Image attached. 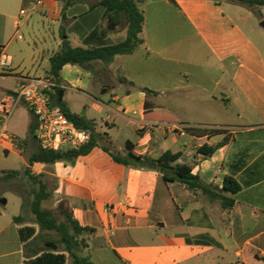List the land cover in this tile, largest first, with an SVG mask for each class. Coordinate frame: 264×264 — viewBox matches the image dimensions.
I'll list each match as a JSON object with an SVG mask.
<instances>
[{"label":"crops","instance_id":"1","mask_svg":"<svg viewBox=\"0 0 264 264\" xmlns=\"http://www.w3.org/2000/svg\"><path fill=\"white\" fill-rule=\"evenodd\" d=\"M37 1L41 5L20 15L23 4ZM138 7L144 18L142 44L108 64L95 63L91 72L63 66V100L71 113L93 121L116 153H125L129 141L136 156L179 154V164L219 189L232 176L241 187L232 196L233 205L224 209L199 191L165 182L158 167L118 164L99 147L69 166L34 163L29 168L52 177L73 219L94 231L82 233L85 245L78 250L92 264H264V50L259 45L264 33L257 32L256 39L240 23L254 12L225 0H143ZM261 10L264 6L255 9ZM36 27L37 72L28 77L5 52L20 30ZM124 38L123 26L111 25L96 0H0V76L13 75L16 81L6 94L25 80L46 77L49 58L64 39L73 48H88ZM5 58L7 65L2 64ZM145 107L157 117L145 119ZM232 109L239 123L214 119ZM182 127L184 134H168ZM186 128L221 133L193 136ZM225 137L224 145L202 157V147L209 150ZM193 148L196 154L189 157ZM17 216L0 209V264L35 259L26 258L29 249L20 242L18 229L33 226L37 236V225L23 218L14 222ZM37 244L54 246L53 255L62 253L42 239ZM41 259L37 264L57 261L47 255ZM65 264H70L67 254Z\"/></svg>","mask_w":264,"mask_h":264},{"label":"trees","instance_id":"2","mask_svg":"<svg viewBox=\"0 0 264 264\" xmlns=\"http://www.w3.org/2000/svg\"><path fill=\"white\" fill-rule=\"evenodd\" d=\"M62 1V0H57ZM143 0H96V5L104 9L106 16L110 19L113 26L122 25L125 29V38L123 41L116 44H100L93 47H71L69 42L64 39L61 46L55 54L49 58V68L46 72V77L55 81L58 87L54 88L52 92L47 93L49 105L53 109H57L64 114L74 125L78 128L89 131V140L86 144L79 147L77 150H42L37 145L34 151L27 159L28 167L24 170V175L31 185L30 200L22 202V207L26 205L29 212L33 215L34 224L37 225L38 230L45 231L36 236V230L33 226L27 225L18 229L20 242L25 248L29 249L27 259L35 257V259L28 264H37L38 260H42L45 255L55 258L56 264H65V254L70 259V264H92L88 257L80 256L78 250L85 245V238L82 233L86 235L93 234V230L87 227H81L76 220L73 219L69 210H66L61 205L59 206L60 213L64 219L58 221L48 210L42 207V202L47 200L52 192L49 189L44 175H35L31 173L30 166L34 163H41L45 165H52L56 162H73L77 157L88 154L93 148L99 147L107 153L111 159L123 166L133 168H150L155 169L159 167V172L165 182H178L183 184L190 191H199L207 196L209 200H217L221 207L228 209L233 205L232 196L239 193L240 185L232 176H226L223 180L221 189L212 185L205 184L198 175L191 173V168L184 164H179V154H172L165 152L158 159H151L146 156H136L133 153V145L127 141L125 143V153H116L111 150L110 143L107 137L96 132L93 121H87L83 117L70 112L67 108L63 96L64 89L61 84L60 71L65 65H76L87 71H92L95 63L108 64L117 55H128L134 52L141 44L140 33L143 28V13L139 9L138 4ZM172 1V0H170ZM217 2V0H213ZM229 3L242 5L251 11H255L258 7L264 6V0H225ZM91 33L89 37H93ZM125 81L123 78H120ZM146 95H156L155 92L143 89ZM158 115V114H157ZM145 119H154L153 109L145 107ZM159 123V122H157ZM35 128V120L30 127L31 139L35 140L33 131ZM186 131L193 136H205L221 133L220 130H206L198 128H186ZM36 141V140H35ZM227 142L225 137L215 147L206 150L202 147L199 152L202 157H207L215 150L216 147L224 145ZM8 176H17V171H9ZM22 220V216L13 218L14 222ZM49 232H54L57 239H52ZM36 239H42L45 242L55 244L61 247L62 253L56 255L52 254L54 246L36 245ZM41 257L37 258V255Z\"/></svg>","mask_w":264,"mask_h":264},{"label":"rangeland","instance_id":"3","mask_svg":"<svg viewBox=\"0 0 264 264\" xmlns=\"http://www.w3.org/2000/svg\"><path fill=\"white\" fill-rule=\"evenodd\" d=\"M31 5L23 4L21 8L22 10H25L26 13H29L33 11L31 10ZM16 7L18 11V5ZM14 12L15 10L12 11V14ZM34 13H37V8H35ZM33 18L36 19L37 17L34 16ZM260 18H264V11L262 10L260 13L254 11V15H252L250 19L243 22L241 21L240 23L243 24L248 31L251 30V35L256 38L255 35L257 32L264 33V29L260 26V23L264 20L260 22ZM18 36H21L22 40L18 39ZM259 45L262 50H264V44H262L261 41H259ZM35 48H37V27L33 29L32 32L20 30L10 47L6 50L5 54L10 55L13 58V64L18 65L23 75L31 77L37 72V65L33 61V52L35 51ZM7 72L10 71L7 70ZM12 76L13 75L7 74L0 76V98L6 95V91L8 89L14 88L16 81ZM108 96L109 93L106 94V97ZM79 105L80 103L77 102L76 106ZM232 110L231 114L224 117L216 116L214 119L219 121V123H239L236 112L234 109ZM33 119L34 117L26 105L24 103H20L6 122L7 132L14 135L17 138V142L5 151L2 146H0V209L4 208L10 214L17 213L18 215L23 216L22 218L25 219L27 223H34L33 215L29 212L26 205L23 207L21 205L22 202L25 204V202L30 200L29 193L31 185L24 175V170L26 168L24 163L26 162L27 164L28 157L37 145L36 141L31 139L30 134V127ZM262 146H264V144H262ZM56 163H62L69 166L71 162L59 161ZM252 168L253 167L250 169ZM9 171H17L19 175L8 176L6 173ZM44 178L52 192V195L47 200L42 202V207L48 210L58 221H62L64 217L60 213L59 206L61 205L63 208L68 210V205L63 198L56 195V185L52 180V177L47 175ZM3 200L6 201L5 205L1 204V201ZM44 232L45 231L39 230V233ZM48 234L50 238L55 240L57 239V235L54 232H49Z\"/></svg>","mask_w":264,"mask_h":264},{"label":"built area","instance_id":"4","mask_svg":"<svg viewBox=\"0 0 264 264\" xmlns=\"http://www.w3.org/2000/svg\"><path fill=\"white\" fill-rule=\"evenodd\" d=\"M37 5H41V1L32 4L31 10ZM19 13L24 15L26 11L20 10ZM18 39H21V36H18ZM3 61L2 64L7 65L9 59L5 58ZM56 87L58 84L50 78H32L17 84L14 90L0 99V146L10 147L17 142V138L7 132L6 122L20 103H24L34 117L33 135L40 149L77 150L88 142L89 131L76 127L64 114L50 107L47 93L52 92ZM143 126L144 124L141 128ZM184 129L174 128L168 134L172 137L184 134ZM195 154L194 148L187 152L189 157ZM30 171L35 173L32 169Z\"/></svg>","mask_w":264,"mask_h":264},{"label":"water","instance_id":"5","mask_svg":"<svg viewBox=\"0 0 264 264\" xmlns=\"http://www.w3.org/2000/svg\"><path fill=\"white\" fill-rule=\"evenodd\" d=\"M260 26L262 27V28H264V21H262L261 23H260ZM159 168V167H158Z\"/></svg>","mask_w":264,"mask_h":264}]
</instances>
